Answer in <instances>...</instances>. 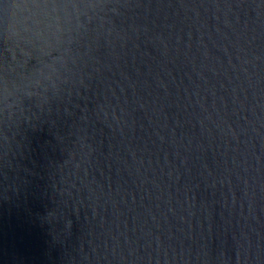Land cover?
<instances>
[{"label": "water", "instance_id": "95a60500", "mask_svg": "<svg viewBox=\"0 0 264 264\" xmlns=\"http://www.w3.org/2000/svg\"><path fill=\"white\" fill-rule=\"evenodd\" d=\"M0 264H264V0H0Z\"/></svg>", "mask_w": 264, "mask_h": 264}]
</instances>
